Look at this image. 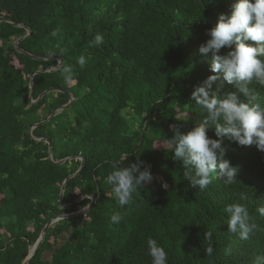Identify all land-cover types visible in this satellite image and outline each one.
I'll return each instance as SVG.
<instances>
[{
  "label": "trees",
  "instance_id": "trees-1",
  "mask_svg": "<svg viewBox=\"0 0 264 264\" xmlns=\"http://www.w3.org/2000/svg\"><path fill=\"white\" fill-rule=\"evenodd\" d=\"M234 3L0 0V264H25L46 225L87 209L90 198L75 202L88 196L97 199L93 209L49 227L29 264H151L149 237L164 247L168 264H256L264 256V217L256 211L264 206V153L225 140L237 181L226 185L213 173L200 191L184 179L166 141L171 127L182 125L186 133L202 123L192 92L217 74L211 54L199 48ZM98 33L103 44L90 47ZM48 50L57 55L44 62ZM67 66L74 72L70 84L61 76ZM39 71L33 100L64 89L75 99L68 109L61 110L70 102L61 92L32 102ZM248 87L242 101L264 103V87ZM212 91L223 96L236 89L221 76ZM208 135L216 138L214 128ZM121 156L129 157L125 165L137 159L151 165L154 177L123 208L106 183ZM231 203L246 205L259 226L248 240L229 232L224 208ZM115 212L118 224L110 222ZM205 232L212 233L211 256L203 251Z\"/></svg>",
  "mask_w": 264,
  "mask_h": 264
},
{
  "label": "clouds",
  "instance_id": "clouds-1",
  "mask_svg": "<svg viewBox=\"0 0 264 264\" xmlns=\"http://www.w3.org/2000/svg\"><path fill=\"white\" fill-rule=\"evenodd\" d=\"M58 31L54 30L51 35L57 37ZM206 34L210 39L200 46L199 52L205 56L211 54L210 71L217 75L209 76L192 92L191 99L201 110L202 123L186 133L182 125L173 126L170 130L174 128L175 131L171 138H166L172 148V160L182 162L184 179L200 191L206 190L212 183L213 173L226 185L237 181L239 167L225 158V140L242 147L255 145L258 151L264 153V103L253 102L254 97L248 103L241 99V94H250L249 85L255 83L264 87V0H236L231 15L222 14L216 26ZM103 42V36L98 33L89 41V46H100ZM222 49H228L226 54H221ZM60 51L62 54L63 49ZM56 55L55 51L48 50L41 60L47 62ZM77 64L83 68L86 58L80 56ZM61 76L66 84H70L74 79L72 67H64ZM221 76L236 91L223 96L212 91ZM210 127L214 128L215 139L208 135ZM125 159L129 160V157L121 156L112 162L106 176V183L111 186L119 208L128 205L133 194L154 179L151 165L139 159L125 165ZM256 211L264 217V206ZM224 212L229 232L241 240H248L259 229L244 204H228ZM121 219L119 212L110 216L113 224L120 223ZM204 240L207 246L203 251L206 256H211L214 252L212 233L205 232ZM147 255L151 264H168V253L151 237L147 239ZM256 264H264V256H258Z\"/></svg>",
  "mask_w": 264,
  "mask_h": 264
},
{
  "label": "water",
  "instance_id": "water-1",
  "mask_svg": "<svg viewBox=\"0 0 264 264\" xmlns=\"http://www.w3.org/2000/svg\"><path fill=\"white\" fill-rule=\"evenodd\" d=\"M0 21L3 22L4 20L0 18ZM28 32H29V30H28ZM29 35H30V33L28 34V36H29ZM16 48H18V45H16ZM61 63H62V61L60 62V64H61ZM48 71H50V70H48ZM43 72H44V71H39V72L35 73V74L32 76V80H31V88H32L31 99H32V102H33V103H37V102H39L43 97H45L46 95H48V94H50V93H52V92H61V93H64V94L68 95L69 98H70V102H69V104H68L66 107L61 108V110L68 109V108L74 103L75 99L73 98V96L71 95L70 92H68L67 90H64V89H57V88L50 89V90L44 92V93L40 96V98H39L38 101H34V100H33L34 77H35L37 74H41V73H43ZM55 113H56V111L51 115V117H50L47 121L42 122V123L36 125L35 127H33V128L31 129V131H33L35 128L40 127V126H42V125L48 123L49 121H51V120L53 119V117L55 116ZM45 141H46V140H45ZM52 153H53V149H52V147H51V145H50V157H52ZM81 161H82V165H81V169H80L79 173L81 172V170H82L83 167H84V161H83L82 159H81ZM63 162H64V161H61V162H59V163H63ZM71 178H72V177L68 178V179L66 180V182L64 183L63 187H62L61 201H63V198H64L65 187H66L68 181H69ZM85 198H90V199L92 200L91 205H90L87 209H85L84 211H80V212H78V213H75V214L68 215V216H61V217H58L57 219L52 220L51 222H49V223L46 225V227H45V229H44V231H43V233H42V235H41V237H40L38 243L36 244V246L34 247V249L31 251V254H30V256L28 257V259H27V261H26L25 264H29V262L32 260V258H33L34 255L36 254L37 250L39 249L40 245L44 242L49 227H51L53 224H55L56 222H58V221H60V220L68 219V218H71V217L80 216V215H82V214H88V213L93 209V207L95 206V203L97 202V199H96L95 197H93V196L81 197L77 202H75V204L78 203V202H80V201H82V200L85 199Z\"/></svg>",
  "mask_w": 264,
  "mask_h": 264
}]
</instances>
